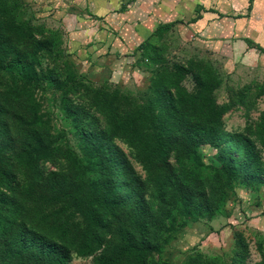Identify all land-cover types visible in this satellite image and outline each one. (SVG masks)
<instances>
[{"label":"rangeland","instance_id":"1","mask_svg":"<svg viewBox=\"0 0 264 264\" xmlns=\"http://www.w3.org/2000/svg\"><path fill=\"white\" fill-rule=\"evenodd\" d=\"M125 1L0 0V19L8 15L7 20L17 17L54 30L84 80L133 97L142 116L164 112L154 100L162 83L172 78L179 92L192 93L195 71L205 73L212 81V99L231 104L216 143L199 148L202 180H188L191 193L186 196L174 189L161 199L143 161L123 138L112 137L106 148L115 155L118 170L126 173L116 178L124 183L116 200L125 201L116 218L93 203L97 221L90 223L84 207L97 197L90 196V187L103 181L102 173L74 170L56 155L41 159L36 177H27L21 168L0 184V217L9 225L0 235V264H48L61 254L64 264H264V0ZM199 7L212 12L190 22ZM190 61L193 70L174 76L177 65L187 68ZM40 62L53 65L46 54ZM158 68L164 71L160 76ZM4 75L1 95L13 85ZM34 98L44 125L55 132L65 128L63 141L79 152L57 92L40 88ZM94 119L98 128L90 127L100 131L105 117L97 114ZM143 126L151 131L149 123ZM249 153L252 165L243 167ZM219 154L243 168L230 183L210 177L219 166ZM121 227L130 231L135 247L126 254H121ZM87 229L94 239L89 251L79 253Z\"/></svg>","mask_w":264,"mask_h":264},{"label":"trees","instance_id":"2","mask_svg":"<svg viewBox=\"0 0 264 264\" xmlns=\"http://www.w3.org/2000/svg\"><path fill=\"white\" fill-rule=\"evenodd\" d=\"M2 11L0 7V12ZM199 16L195 15L190 22L196 21ZM7 18L8 15L5 19H0V81L5 73L10 76L13 85L9 93H0V112L3 114L0 117V184L16 177L21 168H24L22 173L27 177H36L39 173V160L56 155L66 159L74 170L82 167L87 170L97 169L102 173L103 181L95 182L90 187V196L95 193L97 197L85 203L84 211L88 222L97 221L90 209L93 203L116 218L119 204L125 201L116 200V194L124 186L116 178L118 174L126 173L118 170L116 157L106 146L112 137L117 136L123 138L134 155L143 161L146 171L152 177L154 192L159 198L164 199L174 189L181 196L191 193L186 182L201 181L200 170L204 169L199 148L216 143L222 116L231 104L230 101L217 104L212 99V81H207L209 79L204 77L205 73L195 71L196 89L192 93L179 92V87L172 78L169 82L162 83L163 86L156 90L154 100L161 102L164 112L142 116V108L133 97L129 96L131 99L126 100L128 95L119 93L117 89L108 91L103 86H93L84 80L73 68L68 53L59 46V38L54 30H44L42 26H33L28 20L17 17ZM143 48V43L137 47L140 52ZM44 54L53 65L41 64L40 59ZM193 64L187 68L177 65L174 76H181L185 70H193ZM156 73L160 76L164 71L158 68ZM45 87L57 92L58 101L62 104L61 111L69 118L67 125L77 141L79 152L63 141L67 133L65 128L55 132L44 125L34 92ZM171 87H178L173 94L170 93ZM9 109L12 111L8 119L6 114ZM97 114L105 117L100 131H94L90 127L96 125L98 128L99 122L94 119ZM146 123H149V132L144 130L143 124ZM252 154L254 155L253 152ZM246 155L247 161L243 167H250L251 154ZM216 158H220V163L215 172L210 174L211 178H224L230 183L240 176L242 167H236L233 161H227L220 154ZM13 161L16 162L15 165ZM249 175L248 173L246 176ZM195 188L196 191L200 189L197 185ZM8 227L0 217V235L5 234ZM121 228L124 230L121 254H126L135 250V247L130 242V231ZM82 236L79 253L89 251L94 239L93 233L88 229ZM9 249L6 246L5 252ZM134 259L139 262L142 260L139 256H134ZM64 262L63 254L55 260L48 259V264Z\"/></svg>","mask_w":264,"mask_h":264},{"label":"crops","instance_id":"3","mask_svg":"<svg viewBox=\"0 0 264 264\" xmlns=\"http://www.w3.org/2000/svg\"><path fill=\"white\" fill-rule=\"evenodd\" d=\"M109 1V2H108ZM129 1H132V0H129ZM187 2L186 3H188V2H191L192 0H186ZM107 2L110 4V3H113V2H115V3H122V4H124V3H128V1H123V0H107ZM200 8V7H199ZM211 10H209V9H202V8H200V11L198 12L199 14H200V16L202 17L203 15H204V13H207V12H210ZM212 12V11H211ZM213 12H215L216 13V11H213ZM200 16H199V18H200ZM194 22H196V21H194ZM149 33V32H148Z\"/></svg>","mask_w":264,"mask_h":264}]
</instances>
